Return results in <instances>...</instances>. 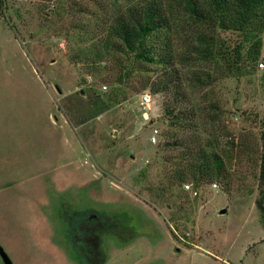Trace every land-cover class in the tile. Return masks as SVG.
I'll return each mask as SVG.
<instances>
[{"label":"rangeland","instance_id":"obj_1","mask_svg":"<svg viewBox=\"0 0 264 264\" xmlns=\"http://www.w3.org/2000/svg\"><path fill=\"white\" fill-rule=\"evenodd\" d=\"M5 3L0 243L13 264H264L258 170L237 146L243 133L251 142L260 135L253 118L264 114V66L241 80L214 71L215 83L202 87L189 77L213 66L180 64L203 138L228 144L232 156L228 184H204L193 196L163 176L167 97L144 90L110 104L109 84L86 80L84 66L69 60L75 6ZM88 87L97 93L84 94ZM143 92L152 95L147 119Z\"/></svg>","mask_w":264,"mask_h":264},{"label":"trees","instance_id":"obj_2","mask_svg":"<svg viewBox=\"0 0 264 264\" xmlns=\"http://www.w3.org/2000/svg\"><path fill=\"white\" fill-rule=\"evenodd\" d=\"M5 2L0 0L1 11ZM58 2L75 6L73 24L68 27L74 36L69 60L84 66L86 80L91 77L95 83L109 84L106 100L110 104L144 90L167 97L163 110L168 127L160 144L168 152L162 157L166 186L186 191L183 185L192 183L199 194L204 184H228L232 156L226 148L230 146L203 138L198 128L199 108L189 98L180 64L213 66L195 69V78L189 77L202 87L215 83L214 71L236 80L255 74L264 63V0ZM82 91L97 93L94 87ZM254 115V121L262 124L260 135L251 142L243 133L237 146L258 170L255 203L264 220V114L260 119ZM219 118L215 111L211 121L216 123ZM229 143L234 146L233 140Z\"/></svg>","mask_w":264,"mask_h":264},{"label":"built area","instance_id":"obj_3","mask_svg":"<svg viewBox=\"0 0 264 264\" xmlns=\"http://www.w3.org/2000/svg\"><path fill=\"white\" fill-rule=\"evenodd\" d=\"M259 65H261V67L264 66V63H260ZM90 81H92V78H89ZM104 89H107V86H104ZM140 107L143 109V117L144 118H148V109L150 108V105L152 103V95L149 92H145L143 94L140 95ZM156 133H158V129L156 128L154 130V134L152 136V141L156 142L157 141V137H156ZM213 188L219 189V184L218 183H213L212 184ZM184 189L186 191H189L193 196L198 195V190L195 189V187L193 186L192 183H185L183 185Z\"/></svg>","mask_w":264,"mask_h":264},{"label":"water","instance_id":"obj_4","mask_svg":"<svg viewBox=\"0 0 264 264\" xmlns=\"http://www.w3.org/2000/svg\"><path fill=\"white\" fill-rule=\"evenodd\" d=\"M225 211H226V209L221 210L222 213ZM0 255L3 259L4 264H13L12 260L8 256L6 250L4 249V247L2 246L1 243H0Z\"/></svg>","mask_w":264,"mask_h":264}]
</instances>
